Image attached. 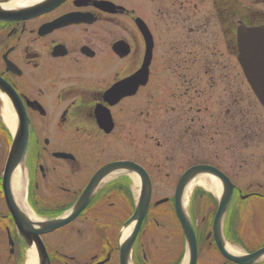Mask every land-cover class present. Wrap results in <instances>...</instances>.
Listing matches in <instances>:
<instances>
[{
    "label": "flooded vegetation",
    "instance_id": "af4514ba",
    "mask_svg": "<svg viewBox=\"0 0 264 264\" xmlns=\"http://www.w3.org/2000/svg\"><path fill=\"white\" fill-rule=\"evenodd\" d=\"M240 2L0 0L20 13L0 21V113L7 102L15 127L0 115V264H25L32 250L38 253L26 246L7 201L8 157L26 123L28 153L13 175L14 186L25 170L27 206L37 219L67 213L110 164L137 163L153 183L148 151L154 139L157 149L169 151L164 160L179 164L172 196L190 167L218 169L236 186L227 244L247 253L264 247V122H250L262 114L248 111L242 86L260 104L237 59L238 29L264 25V0ZM147 30L153 39L149 62ZM140 75L144 84H137ZM233 149L243 155L234 165L242 167L238 176H250L245 183L232 175ZM250 149L256 156L248 157ZM190 150L197 160L182 169L179 153ZM250 165L256 166L252 173ZM95 188L73 222L41 237L47 264H182L185 241L176 212L155 205L154 185L136 241H120L135 210L134 174H107ZM209 193L194 196L200 239L218 209L217 197ZM162 208L165 216L159 219L155 210ZM238 212L241 238L235 240L230 228ZM169 226L173 234L162 241L153 235V227L167 232ZM197 246V264H236L212 237Z\"/></svg>",
    "mask_w": 264,
    "mask_h": 264
},
{
    "label": "water",
    "instance_id": "95a60500",
    "mask_svg": "<svg viewBox=\"0 0 264 264\" xmlns=\"http://www.w3.org/2000/svg\"><path fill=\"white\" fill-rule=\"evenodd\" d=\"M20 13L13 8L10 9L9 6L0 5V21L12 20L13 15L17 16ZM247 35L253 39L257 40L260 38L256 36V34L247 33ZM244 64V68L246 70L248 80L255 90L257 96L261 98V101L264 103V78L261 80L259 74L261 71H264V58L259 52L248 53L243 57L242 60ZM27 123L23 125V131L21 134H15V143L13 148L11 149V153L8 161V195L7 201L8 205L14 213L16 219L20 221L22 225V232L26 242L31 246L35 244L39 249L40 262L41 264L45 263V259L42 257V248L41 247V238L40 236L46 233L53 232L56 229L61 228L65 224L72 221L77 215L84 209L86 203V197L80 201L75 208L67 215L62 218H58L50 221H43L41 219H37L33 216L27 206V193H26V184H27V176L25 170L23 172V176L19 178L20 185L18 188H15L13 175L16 172V169L21 166L22 168L25 165V160L27 158L28 152V134H27ZM120 167L117 169H109L108 172L117 173V172H126L133 173L135 177L140 181L139 184V192L136 203V210L133 217L125 224L122 230V241H135L143 220L149 209V202L151 197V183L148 175L145 171L134 164H120ZM209 175L215 177L222 185V192L220 195V205L219 210L217 212L215 222H214V238L215 241L218 242V245L223 253V255L230 259L231 261L238 264H258L263 260L264 257V249L258 251L252 255H233L230 254L227 249H225L224 244L225 241L223 235V222L224 217L227 212L228 206L231 203L233 197V185L230 181L223 176L217 170L209 167V166H198L194 167L187 171V173L181 178L176 190L175 197V206L177 215L179 217V221L184 233L186 245H187V264H196L197 263V244H196V235L194 231V227L192 221L190 219L188 206H184V196L186 193V189L188 185L195 178ZM15 179V178H14ZM22 206V210L21 207ZM33 217L34 219H32Z\"/></svg>",
    "mask_w": 264,
    "mask_h": 264
},
{
    "label": "rangeland",
    "instance_id": "374dc122",
    "mask_svg": "<svg viewBox=\"0 0 264 264\" xmlns=\"http://www.w3.org/2000/svg\"><path fill=\"white\" fill-rule=\"evenodd\" d=\"M240 3H244L243 0H241ZM233 64H236V59H232L231 60ZM236 74V71L233 73V76ZM231 76H232V73H231ZM240 77V76H239ZM231 89H233L232 87V84H231ZM242 89L243 91L245 92L244 96H245V105L246 107L248 108V111L249 112H252L253 108L257 109L258 112H260L262 114V117H253L250 118V122L254 123L255 120H261L264 122V112H262V107L259 105V107L257 106V103L255 101V99L253 98H248V96L246 97V94H247V89L245 86H242ZM264 110V109H263ZM238 115V114H237ZM235 117V119L239 120L240 117L237 116ZM235 127H237V123L235 122ZM264 125V124H263ZM153 135L154 137H157V135L155 134H151ZM232 140L234 141L235 140V134L232 132ZM158 141L157 140H152V143L150 145V149L148 151V153L150 154V162H151V169L153 170L152 171V178H153V185H154V190H155V198L157 200H160L161 198L163 197H171L173 192V188H174V185H175V179L174 177L172 176L173 173L176 172V169L177 167L179 166V164L177 165L176 164V160L174 159V162H171V161H165L164 158L165 156L168 154V156H170L169 154V151L167 150H164V149H157L156 147V143ZM208 144V141L205 143V145H202L201 146V152H206L207 149H202V147L204 146H207ZM138 149V148H137ZM141 151L137 150V153H139ZM191 153L192 151H182L179 153V157L182 156L181 161H182V169H184L186 166H188L189 164H191L193 161H196L197 160V155L196 157H191ZM243 155H239L237 153L236 150L233 149L232 151V175L234 177H236L235 179L237 180V182L240 184V183H245L248 179V175H246L245 178L244 177V174L241 172V175L238 176V173H240V166L239 165H234ZM251 156H256L255 155V149H250L248 150V157H251ZM171 157V156H170ZM208 154L206 155V158L208 159ZM137 160H139V157L137 156ZM172 163V166H170L169 164ZM256 166L255 165H250L249 166V170H248V173H252L253 169L255 168ZM166 173L170 174V176H167L168 177V180H166ZM258 178H260L259 174H258ZM261 184H263V189H264V179L262 181H260ZM202 188V187H201ZM166 210H168L167 207H165ZM155 212L157 213L156 216L159 217V219L161 218H164L165 216V209H158V210H155ZM154 212V213H155ZM240 214H235V219L236 220H240ZM172 217V216H171ZM234 220V221H236ZM234 224V223H233ZM240 227V226H239ZM169 228H174V227H171L169 226L168 227V231L167 232H164V231H161V230H154V227H153V235L157 238H160L161 241L164 237V235L168 236L170 235L169 234V231H171V233L173 234V229H169ZM238 228V227H237ZM241 228V227H240ZM240 228L238 229L239 230V235L237 238L235 234H232V237L235 239V240H239L241 237H240ZM257 228V227H255ZM181 237V234H180V230H179V238Z\"/></svg>",
    "mask_w": 264,
    "mask_h": 264
},
{
    "label": "bare ground",
    "instance_id": "6f19581e",
    "mask_svg": "<svg viewBox=\"0 0 264 264\" xmlns=\"http://www.w3.org/2000/svg\"><path fill=\"white\" fill-rule=\"evenodd\" d=\"M21 2H24L25 0H19ZM30 2H34L36 0H29ZM3 121L8 125L9 128L14 129V117L12 114V111L8 105L7 102H5L3 111L0 113ZM135 182H136V190H135V194L137 195L139 190V184L140 181L138 180L137 177L134 178ZM13 181L16 183L17 182V177H13ZM198 187H202L207 191H211L213 192L216 196L220 195L222 192V185L219 181H217L216 179H214L212 176L209 175H202L199 176L197 178H195L194 180H192V182L188 185L187 189H186V193L184 196V206L186 207L189 204V200L191 197V194L193 193V190H195ZM231 252L233 253H240L238 248H235L233 246H229L228 248ZM26 264H37V256L35 251L30 252L29 256H28V260Z\"/></svg>",
    "mask_w": 264,
    "mask_h": 264
}]
</instances>
